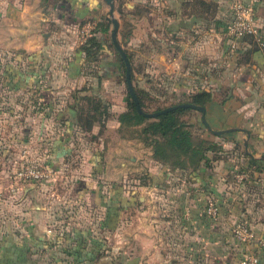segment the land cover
Here are the masks:
<instances>
[{"label":"rangeland","instance_id":"1","mask_svg":"<svg viewBox=\"0 0 264 264\" xmlns=\"http://www.w3.org/2000/svg\"><path fill=\"white\" fill-rule=\"evenodd\" d=\"M46 5L52 12L54 38L44 53L0 47V198H8L7 203L14 205L24 199L25 209L41 211L40 217L50 224L44 235L48 233L54 240L36 248L74 255L67 264H125L126 257L118 255L127 242L116 243L117 234L108 225L116 219L122 239L128 234L124 221L139 217L153 219L158 245L170 257L169 264L178 254V171L170 174L165 184L157 183L148 192L149 198L136 199L145 193L142 184L151 181L144 172L148 146L128 139L135 128L124 126L117 132L113 124L117 111L123 108L125 85L123 67L109 39L107 3L47 0ZM113 5V15L120 24L117 40L132 61L131 84L145 91L141 93L143 109L151 111L185 100L197 84L178 76L185 58H180L175 44L168 47V39L175 36L171 30L164 32L166 23L159 12L152 10L130 19L126 15L130 6L118 0ZM118 5L121 12L115 9ZM105 20L107 31L93 32L105 38L104 47L93 46L84 54L83 41ZM128 27L131 34L123 36ZM94 101L99 105L98 113L91 112L94 119L88 128L82 118ZM196 115L193 108L181 115L194 137L205 131L203 124H197ZM26 162L42 166L46 175L37 181H15L13 170ZM159 167L155 165V169ZM84 181L95 187L87 200L80 195ZM115 189L119 194L117 212L112 206L107 208ZM149 205L153 211H147ZM63 235L68 243L62 242ZM57 236L62 238L55 243ZM82 247L89 249L86 254ZM80 255L87 258L78 260ZM34 260L38 264L64 262L63 258L46 256Z\"/></svg>","mask_w":264,"mask_h":264},{"label":"crops","instance_id":"2","mask_svg":"<svg viewBox=\"0 0 264 264\" xmlns=\"http://www.w3.org/2000/svg\"><path fill=\"white\" fill-rule=\"evenodd\" d=\"M230 1H123L131 7L126 13L130 19L156 10L166 23L164 32L174 33L175 38L168 39V47L175 44L180 58H185L178 76L196 83L195 90L209 92V99L203 104L208 126L243 129L235 128L216 135L203 125L202 135L219 146L207 150V165L201 162L191 173V169L171 171L161 166L159 174L155 169L159 164L152 158L148 146V166L144 172L151 181L142 184L145 193L138 194L136 199L149 198L148 192H152L157 183L165 184L166 178L178 171L175 196L178 200V254L169 264H237L245 251L255 252L258 264H264V245L256 244L257 238L264 239V3L255 5L262 45L258 46L247 35L232 47L224 35ZM136 6L144 10L136 13ZM51 14L43 0H0V47L44 53L54 38V31L50 30ZM190 69L193 71L189 72ZM121 110L123 108L117 113ZM196 120L202 127L198 111ZM113 124L115 128L118 126L116 115ZM133 138L141 143L138 138L128 137ZM165 192L168 193L166 188ZM208 195H212L218 205L213 217L203 211ZM7 200L0 201V264H38L39 261L34 260L36 256L68 257L63 250L55 254L52 250L36 248L49 239L48 233L44 235L50 225L48 219L40 217L41 211L34 213L25 209L24 199L15 205L8 204ZM147 211H153L150 205ZM148 219H126L124 225L128 234L122 239L118 236L120 223L116 221L111 225V232L117 234L115 242H127L119 255L116 252L119 257H126L125 264L168 263L170 257L158 245L156 224L150 217ZM238 220L249 224L254 240L245 242L232 235V225Z\"/></svg>","mask_w":264,"mask_h":264},{"label":"trees","instance_id":"3","mask_svg":"<svg viewBox=\"0 0 264 264\" xmlns=\"http://www.w3.org/2000/svg\"><path fill=\"white\" fill-rule=\"evenodd\" d=\"M43 1L46 2L47 0H43ZM118 1L119 2L121 1V3H123L124 0H118ZM115 9L118 12H121L119 5ZM134 10L136 11V13H141L144 10V7L136 6ZM107 28H108V22L105 20L103 21V23H100L99 27H94L89 32V36L82 43V50L84 51V54L87 55V53L91 51V48L93 46H96L100 49L104 47L105 38L102 39L103 36H97L93 32L105 33L107 31ZM129 28L130 27H128L122 33L123 36L124 35L127 36L131 34V31ZM118 32H119V29H118ZM246 36L247 35H244L241 38V40L246 39L245 38ZM241 40L238 39L237 43ZM123 50L128 58V62L130 65L129 66V69H130L129 76L131 80V75H132L131 57L125 49ZM118 58L121 63V66L123 67L122 68L123 82L125 85L124 65H123L122 58L120 57L119 54H118ZM132 88L137 97V101H138L140 108L143 109L144 106H143V99L141 97V93L143 95L145 94V91H143L142 89H136L134 85H132ZM187 96L188 97L185 100L173 102L168 105L179 103V102H185V101L191 102L194 104L203 105L209 99L210 95L207 90L201 89V90H194L191 93H189ZM85 98L88 101H90V97L87 96ZM121 101L123 102V110H121L120 112L116 114V119L118 121V126L116 127L117 132H119L124 126L135 128L134 129L135 134H131L129 136L138 138L144 145L149 146L152 158L156 162H158V164L160 165V168L158 169V173L162 170V167L164 166H167L168 169L171 171L174 169H177V170L178 169H189V170L191 169L189 171V173H191L196 170V168L199 166L201 162L207 165V162H206L207 161V158H206L207 150H210V149L214 150L218 148L219 146V144H217L215 141L205 138L202 134L200 135L198 134V136L196 137L192 135L188 127V122H184L183 119L181 118L182 114L192 109L191 107L176 106L167 111L156 114L155 116H152V117L144 116L135 109L134 103L132 101V98L129 92L126 89V86L122 94ZM164 106L166 105L156 106L151 111L160 109ZM90 107L93 108L94 110H92ZM90 107H88L89 110H86V109L84 110L85 117L82 118L85 123L84 125L88 128H90L92 124V120L94 119L93 113L91 112L98 113L99 105L96 101H94ZM216 135H219V134H216ZM159 174H161V172ZM165 175H166V172L164 173L162 178H164ZM84 182H85L83 185L84 189L82 191V188H81L80 195L85 197L87 200L90 198L91 193H93L94 184L92 185V183L89 184L86 181ZM113 192H114V196L113 194L110 195L109 197L110 205H108L107 208L112 206L111 210H115L113 212H117V207L119 206L118 189H115ZM115 221L116 219L111 220L108 226H111V225L113 226L116 223ZM63 236H64V242L68 243V239H65L66 235H63ZM61 238L62 236L61 237L57 236L54 242L57 243L61 241ZM53 240L54 238H51V239L49 238L48 241H46L45 243L43 242L44 246L51 245V242ZM68 247H70V244H68ZM82 249L85 250L83 251V254H86V252H88L89 250L87 249V247H82ZM76 250H80V249L77 248ZM71 258H75V256L70 255L69 253L68 257L63 258L64 259L63 263H59V260H57V264H67ZM76 258L78 260H81V259L87 258V256L80 255Z\"/></svg>","mask_w":264,"mask_h":264},{"label":"built area","instance_id":"4","mask_svg":"<svg viewBox=\"0 0 264 264\" xmlns=\"http://www.w3.org/2000/svg\"><path fill=\"white\" fill-rule=\"evenodd\" d=\"M264 3V0H231L229 3V18L224 27V35L230 46H235L237 40L244 35H250L258 46L262 45L256 23L255 5ZM46 175L45 169L37 164L22 163L15 168L12 173L13 179L20 181H37ZM1 201V198H0ZM203 211L213 217L217 214L218 205L212 195H208L205 200ZM232 235L245 242L254 240V233L249 224L244 220L236 221L231 228ZM257 246L264 245L263 238L256 239ZM237 264H258V255L253 251H245L241 254Z\"/></svg>","mask_w":264,"mask_h":264},{"label":"water","instance_id":"5","mask_svg":"<svg viewBox=\"0 0 264 264\" xmlns=\"http://www.w3.org/2000/svg\"><path fill=\"white\" fill-rule=\"evenodd\" d=\"M107 3V10H106V19L111 23V28L109 31V37H110V41L113 45V47L115 48V50L118 52V54L120 55V57L122 58L123 61V65H124V78H125V86L127 91L129 92L132 101L134 103L135 109L141 113L144 116H148V117H152L155 116L156 114H159L161 112L167 111L171 108H174L176 106H187V107H191L195 110H197L199 112L200 115V120L203 123V125L206 127V129H208L211 133L213 134H221L223 132H227L231 129H241L240 127H228V128H223V129H212L208 126V124L205 121L204 118V106L200 105V104H194L191 102H179V103H175V104H171V105H166L160 109L157 110H153V111H145L143 109L140 108L138 101H137V97L133 91L132 88V84H131V80H130V76H129V62H128V58L123 50V48L121 47V45L119 44L117 38H116V31H117V27H118V20L117 18L113 15V0H104ZM243 144L245 145L246 142L243 141ZM262 156H264V153H262Z\"/></svg>","mask_w":264,"mask_h":264}]
</instances>
